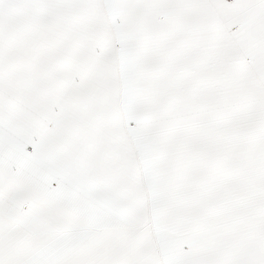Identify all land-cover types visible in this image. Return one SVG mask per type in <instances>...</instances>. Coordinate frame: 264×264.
Listing matches in <instances>:
<instances>
[{
  "label": "snow or ice",
  "instance_id": "6c2138e0",
  "mask_svg": "<svg viewBox=\"0 0 264 264\" xmlns=\"http://www.w3.org/2000/svg\"><path fill=\"white\" fill-rule=\"evenodd\" d=\"M0 264H264V0H0Z\"/></svg>",
  "mask_w": 264,
  "mask_h": 264
}]
</instances>
